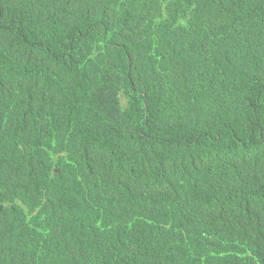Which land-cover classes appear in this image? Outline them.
<instances>
[{"label":"trees","instance_id":"16d2710c","mask_svg":"<svg viewBox=\"0 0 264 264\" xmlns=\"http://www.w3.org/2000/svg\"><path fill=\"white\" fill-rule=\"evenodd\" d=\"M0 264H264V0H0Z\"/></svg>","mask_w":264,"mask_h":264}]
</instances>
